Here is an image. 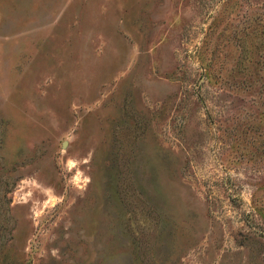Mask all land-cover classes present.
I'll return each instance as SVG.
<instances>
[{"label":"rangeland","instance_id":"rangeland-1","mask_svg":"<svg viewBox=\"0 0 264 264\" xmlns=\"http://www.w3.org/2000/svg\"><path fill=\"white\" fill-rule=\"evenodd\" d=\"M0 264H264V0H0Z\"/></svg>","mask_w":264,"mask_h":264}]
</instances>
